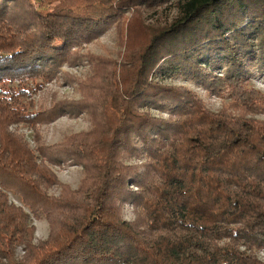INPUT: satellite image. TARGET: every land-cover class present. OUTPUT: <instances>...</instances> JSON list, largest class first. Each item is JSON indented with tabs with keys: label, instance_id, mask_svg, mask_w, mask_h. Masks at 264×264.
Here are the masks:
<instances>
[{
	"label": "trees",
	"instance_id": "16d2710c",
	"mask_svg": "<svg viewBox=\"0 0 264 264\" xmlns=\"http://www.w3.org/2000/svg\"><path fill=\"white\" fill-rule=\"evenodd\" d=\"M163 5L175 17L146 26L147 41L99 70L92 101L31 110V84L78 60L76 47L110 27L121 32L135 6ZM257 74L264 79V0H0V264H264ZM167 77L229 103L214 111ZM92 103H102L89 111L92 127L57 144L33 147L12 129ZM72 161L84 169L77 188L55 170ZM41 215L50 233L37 240Z\"/></svg>",
	"mask_w": 264,
	"mask_h": 264
},
{
	"label": "rangeland",
	"instance_id": "374dc122",
	"mask_svg": "<svg viewBox=\"0 0 264 264\" xmlns=\"http://www.w3.org/2000/svg\"><path fill=\"white\" fill-rule=\"evenodd\" d=\"M34 1L38 4L40 0ZM93 1L67 0L69 5L74 6L90 4ZM58 2L56 1V3ZM137 9L142 13L141 16L134 15L136 12H133ZM176 11L173 6L166 7V5L156 8L144 6L142 9L140 6L133 7L128 13V19L121 32L115 26L108 28L95 40L76 47L72 59L78 60L65 62L54 79L42 82L43 84L40 87H36L35 83L31 84V94L26 99L31 110L35 112L48 110L65 100L84 101L85 99L86 101H92L94 94L101 93V90L98 89V83L101 85L99 70H104L105 64L110 63L109 60L117 59L119 53H126V47L134 48L147 41L148 31L146 26L155 28L166 25L175 17ZM165 80L170 83L188 85L196 90L214 111L220 110L229 103V100H221L214 96L208 97L204 89L184 78L167 77ZM251 84L264 93L262 75L257 74L253 77ZM89 107L91 110H86V112L80 114L65 113L52 122H37L36 125L34 124L35 126L21 123L12 126V129L22 133L33 147H37V139L47 146L57 144L72 134L89 130L92 127L94 115L89 111H94L96 107H102V103L97 105L92 103ZM256 117L264 120V114ZM96 157L98 160H103L104 153L97 152ZM55 170L59 179L72 188H77L84 177L82 164L75 161L55 166ZM51 192L59 194L60 189H52ZM10 197L11 200L20 203L18 196L11 193ZM125 217L132 219L133 208L131 205L126 207ZM33 221L36 226V239H46L50 233L49 221L42 215L37 218L34 217ZM18 252L22 254L21 249H18ZM261 255L264 257V253H261Z\"/></svg>",
	"mask_w": 264,
	"mask_h": 264
}]
</instances>
